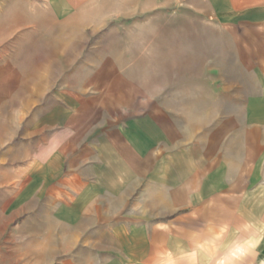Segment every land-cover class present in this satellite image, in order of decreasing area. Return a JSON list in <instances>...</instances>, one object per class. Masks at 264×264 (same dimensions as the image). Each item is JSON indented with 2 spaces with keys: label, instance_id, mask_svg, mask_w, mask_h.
<instances>
[{
  "label": "crops",
  "instance_id": "crops-1",
  "mask_svg": "<svg viewBox=\"0 0 264 264\" xmlns=\"http://www.w3.org/2000/svg\"><path fill=\"white\" fill-rule=\"evenodd\" d=\"M47 2L67 28L61 50H87L88 30L120 20L107 31L181 29L198 69L183 71L181 90H168L179 84L168 71L164 91L163 75L143 81L125 60L75 59L93 71L24 129L0 260L264 264V0Z\"/></svg>",
  "mask_w": 264,
  "mask_h": 264
},
{
  "label": "rangeland",
  "instance_id": "rangeland-1",
  "mask_svg": "<svg viewBox=\"0 0 264 264\" xmlns=\"http://www.w3.org/2000/svg\"><path fill=\"white\" fill-rule=\"evenodd\" d=\"M53 11V5L47 0H0V207H6L7 189L14 188L13 181L8 185L7 178H12L13 173L22 167L24 129L60 106L59 95L74 89L75 75L86 76L93 71L74 66L75 59L88 60L96 65L107 60L117 63L125 60L133 65L128 70L143 81H150L157 74L163 75L159 87L164 91L168 71L179 77V84L169 85L168 90L174 87L181 90L183 71L189 64L191 70L198 69L194 59H199V52H184L181 29L174 37L159 32L157 28L160 26L156 25L139 30L142 35L120 36L107 31L124 26L120 20H112L103 34L92 36L88 30L90 44L87 50L66 52L61 50L60 43L61 34L67 28ZM181 23L180 17L175 27H181ZM125 43L135 50L122 51L120 48ZM214 54L206 53L212 58ZM121 70L117 69V72ZM168 77L171 79L170 75ZM0 230H9L10 233L13 229ZM7 235L6 232L0 233V255L7 252ZM0 264H9V261L0 260Z\"/></svg>",
  "mask_w": 264,
  "mask_h": 264
}]
</instances>
